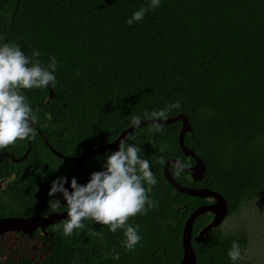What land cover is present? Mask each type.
<instances>
[{
    "label": "trees",
    "instance_id": "trees-1",
    "mask_svg": "<svg viewBox=\"0 0 264 264\" xmlns=\"http://www.w3.org/2000/svg\"><path fill=\"white\" fill-rule=\"evenodd\" d=\"M146 6L147 0H0V34L18 42L26 55L38 49L44 64L49 56L56 58V84L47 104V88L22 92L39 109L34 126L63 156L77 157L113 142L133 115L178 101L180 109L168 118L187 116L191 131L184 145L206 172L200 182L182 171L177 175L175 166L170 174L182 185L219 193L228 218L246 197L264 195V0H161L141 21L125 23ZM150 127L127 136L139 144L157 181L149 194L157 207L128 219L141 236L133 250L121 246V229L112 233L107 225L84 219L85 227L70 237L62 235L60 224L49 227L51 235L40 236L43 260L2 264H179L187 218L211 201L177 192L163 176L168 159L193 165L178 144L181 122L162 125L164 132L156 135ZM30 144L22 162H0V183L5 182L0 218L65 212L58 193L47 195L50 182L64 176L84 184L90 173L101 170L106 155L62 160L36 131ZM26 151V140H16L0 154L19 159ZM53 198L62 204L55 211L48 205ZM210 220L208 213L200 216L192 237ZM91 230L103 233L102 239ZM234 240L244 255L243 237L209 230L200 244L192 242L197 263L229 264L226 253ZM113 248L119 260L106 258Z\"/></svg>",
    "mask_w": 264,
    "mask_h": 264
},
{
    "label": "clouds",
    "instance_id": "clouds-1",
    "mask_svg": "<svg viewBox=\"0 0 264 264\" xmlns=\"http://www.w3.org/2000/svg\"><path fill=\"white\" fill-rule=\"evenodd\" d=\"M161 0H147V6L134 11L125 23L131 26L141 21L145 13L158 8ZM41 52L33 48L30 55L22 51L18 42L10 41L0 34V149L16 140H32L34 125L38 120L39 109H33L22 90L50 88L56 84L58 62L54 56L48 63L40 60ZM178 101L165 104L159 109L144 110L142 115H133L129 127H140L141 121L151 125L149 131L162 134L163 121L168 119L171 110H179ZM51 119V115H47ZM130 137L119 140L117 149L106 153L101 170L90 173L87 182L79 184L75 177L68 179L58 176L50 182L47 195L58 193L63 200L66 217L61 221L62 235L70 237L74 229H83L84 219L100 225H107L108 231L122 230L121 246L133 250L141 241L138 226L128 223L129 217L145 214L157 207V202L149 195L156 185L148 159H143L137 143H130ZM163 162V160H162ZM176 174L184 168L181 161H175ZM65 183L68 188H65ZM55 211L61 207V200L53 198L48 202ZM91 235L102 239L103 233L91 230ZM227 257L229 264H241L244 255L238 241H232ZM116 261L120 253L113 248L109 254ZM73 264H76L73 261Z\"/></svg>",
    "mask_w": 264,
    "mask_h": 264
},
{
    "label": "water",
    "instance_id": "water-1",
    "mask_svg": "<svg viewBox=\"0 0 264 264\" xmlns=\"http://www.w3.org/2000/svg\"><path fill=\"white\" fill-rule=\"evenodd\" d=\"M49 95L48 99L45 101V104H47L48 100L53 97V91L50 88H47ZM175 122H181V127L178 134V144L180 147V150L182 154L186 158H191L193 160L192 166H184L182 172L187 174L192 180L195 182H200L203 180L206 167L205 164L200 160V158L190 149L187 148L184 145V138L187 133L191 131L188 118L185 114H178L177 116H174L172 118H168L165 121H163V125H170ZM150 126L148 122L141 121L140 127L138 128H131L128 127L125 129L113 142H110L108 144L102 145L98 148H95L93 150H90L80 156L77 157H68L63 156L59 153H57L54 149L49 147L48 142L44 136H42L41 132L35 127L34 130L39 134L45 145L49 148V151L57 158H60L65 161L69 162H79L84 161L86 159H89L91 157L105 154L113 149H115L118 146V142L123 137H127L129 134H131L133 131L138 130L140 128ZM27 142V151L26 153L19 159H14L10 154L8 153H2L0 154V162L4 158L10 159L13 163L18 164L22 162L24 159L27 158L28 154L31 151V144L29 140H26ZM175 161H178L176 159H168L165 161L163 165V176L167 183L177 192L181 194H185L189 197L193 198H199V199H210L211 204L208 205H202L196 208L187 218L183 232H182V248H183V259L179 264H198L193 248H192V242L196 244H200L203 237L207 234V232L211 229H216L221 226L223 221L225 220L227 214H228V207L224 200V198L217 192L209 190L207 188H192L185 185L180 184L177 182L170 174V167L175 166ZM1 190V187H0ZM207 213L213 214V218L210 221V223L204 227L199 234L196 237H192V228L196 220ZM66 217L65 212H58V213H51L46 216L42 217H29V218H19V217H3L0 218V237H2L5 234H21L25 237L32 238L35 231H39L44 236H50L51 234L48 233L46 230L49 227H52L56 224H61V221Z\"/></svg>",
    "mask_w": 264,
    "mask_h": 264
},
{
    "label": "rangeland",
    "instance_id": "rangeland-1",
    "mask_svg": "<svg viewBox=\"0 0 264 264\" xmlns=\"http://www.w3.org/2000/svg\"><path fill=\"white\" fill-rule=\"evenodd\" d=\"M226 236H241L245 240L244 263L264 264V195L248 196L237 211L218 228ZM44 243L39 237L23 238L18 234L0 237V264L6 259L20 262L43 260Z\"/></svg>",
    "mask_w": 264,
    "mask_h": 264
},
{
    "label": "flooded vegetation",
    "instance_id": "flooded-vegetation-1",
    "mask_svg": "<svg viewBox=\"0 0 264 264\" xmlns=\"http://www.w3.org/2000/svg\"><path fill=\"white\" fill-rule=\"evenodd\" d=\"M4 185H5V182L0 183V187H1V189L4 187ZM210 201H211V200H210ZM211 203H212V202H211ZM208 214H210V216H211V220H212V218H213V214H211V213H208ZM226 218H227V216H226ZM226 218H225V219H226ZM211 220H210V221H211ZM46 231H47V230H46ZM18 235L22 236L23 238H26L25 236H23V235H21V234H18ZM40 236H44V235L41 234L38 230L35 231L33 237H39V238H40ZM33 237H32V238H33ZM44 237H47V236H44Z\"/></svg>",
    "mask_w": 264,
    "mask_h": 264
}]
</instances>
